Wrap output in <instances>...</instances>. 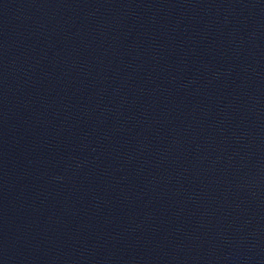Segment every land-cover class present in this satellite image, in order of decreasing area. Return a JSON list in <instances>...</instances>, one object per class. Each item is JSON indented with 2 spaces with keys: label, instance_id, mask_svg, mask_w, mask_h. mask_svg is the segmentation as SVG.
I'll return each mask as SVG.
<instances>
[{
  "label": "water",
  "instance_id": "1",
  "mask_svg": "<svg viewBox=\"0 0 264 264\" xmlns=\"http://www.w3.org/2000/svg\"><path fill=\"white\" fill-rule=\"evenodd\" d=\"M0 264H264V0H0Z\"/></svg>",
  "mask_w": 264,
  "mask_h": 264
}]
</instances>
